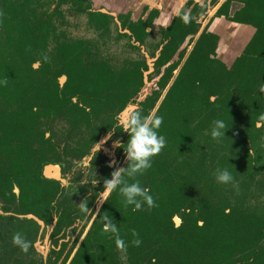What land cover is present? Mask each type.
I'll list each match as a JSON object with an SVG mask.
<instances>
[{
  "label": "flooded vegetation",
  "instance_id": "af4514ba",
  "mask_svg": "<svg viewBox=\"0 0 264 264\" xmlns=\"http://www.w3.org/2000/svg\"><path fill=\"white\" fill-rule=\"evenodd\" d=\"M170 1L117 0L120 10H112L104 5L96 7L94 0H30L26 13L33 11L37 17L44 12L45 19L50 16L49 21L38 25L35 21L19 24L14 18L5 21L8 23L4 26L12 27V35L0 31V72L22 73L27 66H20L19 62L34 59L30 67L35 72L30 76L42 75L43 79L51 76L47 81L57 83L55 97L62 101L57 108H47L38 117L0 118V264H174L155 258L143 263L129 260L127 252L135 238L132 229L140 235L137 225L144 214L133 211L132 205L125 206L118 190L107 195L105 201L104 180L110 179L116 168H127L130 163L123 148L129 134L117 127L118 118L129 108L143 115V103L155 96L147 115L160 116L168 91L180 77L184 88L196 97L190 104L201 103L204 96L214 102L219 95L224 99L227 93L235 105L240 101L246 104L251 88L260 89L264 84V47L258 53L253 52L255 47L251 45L257 28L248 20L244 0H181L177 7ZM98 12L105 16H97ZM66 14L83 15L95 36H69ZM186 14L190 16L187 24L183 20ZM112 23L118 25L115 35ZM25 24L34 27V32L20 42L19 26ZM121 38H128L129 50H139L137 56L128 52L121 56L108 53L111 42ZM148 43L152 44L150 52ZM95 60L109 66L104 83L99 88L80 86V69H84L81 76L90 81L87 72ZM43 61L52 74L41 72ZM150 74L155 75L154 81ZM260 74L263 79L257 82L254 78ZM149 81L150 90L144 89ZM79 91L98 94L108 91L112 98L105 101L100 96L79 95ZM256 103L264 115V92L261 98L255 97ZM79 108H84V112H79ZM193 111L180 129L194 138L199 149L196 153H203L206 161L212 149L218 151L224 138L211 136L213 122L221 119L217 115L208 116L198 105H193ZM169 112L162 110V125L170 129L172 139L163 135L167 146L160 154L168 153L171 146L174 156L179 119L166 116ZM16 121L26 124L19 135L14 133ZM112 128L116 130L108 137ZM249 132L252 139L249 155L254 159L256 171L250 183L253 196L250 194L247 199L261 210L264 121L255 119ZM117 140L122 147L115 146ZM107 142L110 146H103ZM97 144L101 147L96 152ZM170 167H175V160L170 161ZM145 172L135 179L150 189L144 180ZM86 179L89 182L83 183ZM96 179V184L91 183ZM215 184L223 183L215 177ZM151 193L157 198L156 189ZM82 200L88 203V212L80 210L78 204ZM105 215L119 228L126 249L117 247L113 234L103 232ZM171 223L178 227L182 219L173 214ZM17 232L30 242L27 252L12 243ZM36 238H42L46 246L36 244Z\"/></svg>",
  "mask_w": 264,
  "mask_h": 264
},
{
  "label": "trees",
  "instance_id": "16d2710c",
  "mask_svg": "<svg viewBox=\"0 0 264 264\" xmlns=\"http://www.w3.org/2000/svg\"><path fill=\"white\" fill-rule=\"evenodd\" d=\"M29 1L0 0V12L4 13V17L0 16L3 23L0 31L3 29L9 37L12 35V27L4 26V23H8L5 21L12 18L19 24L35 21L34 24L38 25L49 21L50 16L45 19L44 12L37 17L33 11L26 13ZM244 1L248 20L257 28L251 47L254 46L253 52L258 53L264 47V0ZM31 10L34 9L29 8ZM99 14L101 13L98 12L97 16ZM33 30L34 27L28 24L19 26L17 40L23 42ZM32 60L34 59L19 62L20 66H27L22 73L12 74L7 70L0 72V118L38 117L47 108H57L56 105L61 103L62 99L55 97L57 83L47 81L51 76L47 75L45 79L42 75L30 76L31 72H35L30 67ZM43 64L41 72L52 74L47 70L46 61ZM90 65L87 75H91V80L86 81L88 77L81 76L84 71L82 67L78 73L81 79L79 85L99 88L104 83L103 76L108 75L109 66L101 60H95ZM5 78L7 85L2 83ZM260 78L263 79L262 74L254 79L258 82ZM184 86L182 77L178 78L160 109V116L164 117L162 110H166L170 111L166 116L179 119L174 138L175 155L171 156L170 146L168 153L153 158L152 167L145 172L144 180L150 190L158 191L155 198L157 206L149 209L146 205L142 211H137L144 214L139 226L137 225L141 245L138 249L134 245L130 247L128 258L133 263L151 262L155 258L157 261H171L174 264H264V206L261 210L255 208L247 199L250 194L253 196V184L250 183L256 171L254 159L249 155L252 140L249 127L255 119L262 116V108L257 103L254 104L255 97L261 98L262 92L259 88H251V97L248 95L246 104L240 101L235 105L229 93L224 99L219 95L214 102L207 96L202 100L197 95L201 103L190 104L196 97ZM28 87L34 89L29 90ZM82 94L100 96L105 101L112 98L108 91L103 94L79 91V95ZM245 97L247 99V95ZM150 99L143 103L145 116L156 96ZM193 105H198L199 110L207 112L208 116L217 115L229 127L218 144V151L212 149L206 161L203 153H196L199 149L194 138L188 136L185 129H180L194 113ZM81 111L84 112V108H79V112ZM13 125L16 127L15 135H19L22 126H26L23 121H16ZM158 132L172 139V133L165 124L161 125ZM219 151L222 152L220 155ZM171 160H175L174 168L170 167ZM217 168L227 169L234 177L235 186L215 184ZM173 214L182 219L178 227L171 223ZM199 221H202L201 225Z\"/></svg>",
  "mask_w": 264,
  "mask_h": 264
},
{
  "label": "clouds",
  "instance_id": "9594fccd",
  "mask_svg": "<svg viewBox=\"0 0 264 264\" xmlns=\"http://www.w3.org/2000/svg\"><path fill=\"white\" fill-rule=\"evenodd\" d=\"M4 13L0 12V16ZM184 22L187 24L190 22V16L184 15ZM7 85V79L2 81ZM260 91L264 92V84L260 86ZM260 120L264 121V115L260 117ZM163 123V117L156 114L142 115L141 111L135 108H129L121 114L118 118L117 127L129 134V140L125 149L126 160L130 161L127 168H116L111 173L110 179L104 180V189H106L105 201L107 195L118 190L120 195L124 198L123 202L125 206L132 205L133 211H141L145 204L148 208L156 207L155 199L150 194L151 190L146 187H142L139 180L135 179L138 175H142L146 170L152 167L153 157L159 155L166 146V139L163 135H160L158 130ZM214 127L211 131V136L214 139L222 138L225 136V131L229 128L223 120H216L213 122ZM115 128L110 129L108 137H111ZM116 147H122L119 140L115 142ZM101 145L97 144L95 151L100 150ZM111 163H115L112 161ZM216 180L223 184H234V177L227 169L217 168L215 172ZM131 180L132 182H129ZM86 179L83 183H88ZM96 184L97 179L91 181ZM235 186V185H234ZM104 201H101L102 204ZM88 203L86 200H82L78 206L81 211L88 212ZM103 232L111 233L115 236V242L118 248L126 249V243L123 238L120 237L119 228L113 222V220L105 215L102 217ZM134 237H138V233L135 229H132ZM12 243L15 246L20 247L24 252L28 251L30 242H28L21 233L17 232L12 237ZM134 246H139L140 239H134L132 241Z\"/></svg>",
  "mask_w": 264,
  "mask_h": 264
},
{
  "label": "rangeland",
  "instance_id": "374dc122",
  "mask_svg": "<svg viewBox=\"0 0 264 264\" xmlns=\"http://www.w3.org/2000/svg\"><path fill=\"white\" fill-rule=\"evenodd\" d=\"M94 1L96 4V7L104 5V6H107L108 8H112V10H115V9L120 10L119 6L115 2L117 0H94ZM67 7H68L67 5H64L65 10H67ZM67 13H69V12H67ZM66 21L69 23V25H68L69 27L66 26L68 28L67 34L69 36H73V37H94L95 36L94 32L91 29H88L87 25L85 24L86 21H85V17L83 15L74 17V16H69L68 14H66ZM117 26L118 25H116V23L115 24L112 23L113 35L116 34ZM127 42H129L128 38H121V40H119V41L113 40L110 44L109 49H108V53H110L112 55H116V56L117 55L121 56L120 54L128 52V54L131 56H137L139 50L131 49V48L129 50V46L127 45ZM151 50H152V44L148 43V51L150 52ZM149 60H150V58H149ZM154 76L155 75L150 74V78L153 77V81H154ZM150 83H151V81L148 82V84L146 85V87L144 89L147 88V90H150ZM121 114H120V116H121ZM103 146L109 147L110 142L103 144ZM36 241H38V242H36V244H39L40 247H42L43 245L46 246V243L43 241L42 238H36Z\"/></svg>",
  "mask_w": 264,
  "mask_h": 264
},
{
  "label": "crops",
  "instance_id": "0c3cea01",
  "mask_svg": "<svg viewBox=\"0 0 264 264\" xmlns=\"http://www.w3.org/2000/svg\"><path fill=\"white\" fill-rule=\"evenodd\" d=\"M181 0H171L170 4H173V6L177 7L181 4Z\"/></svg>",
  "mask_w": 264,
  "mask_h": 264
}]
</instances>
